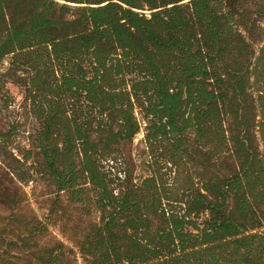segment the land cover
<instances>
[{
    "label": "trees",
    "instance_id": "1",
    "mask_svg": "<svg viewBox=\"0 0 264 264\" xmlns=\"http://www.w3.org/2000/svg\"><path fill=\"white\" fill-rule=\"evenodd\" d=\"M70 208L83 264H264V0H0V264Z\"/></svg>",
    "mask_w": 264,
    "mask_h": 264
},
{
    "label": "rangeland",
    "instance_id": "2",
    "mask_svg": "<svg viewBox=\"0 0 264 264\" xmlns=\"http://www.w3.org/2000/svg\"><path fill=\"white\" fill-rule=\"evenodd\" d=\"M7 86L11 94L16 98V101H20L22 96L19 88L13 84H8ZM142 137L143 133L140 132L133 141V156L135 158H138V153L142 149ZM25 190L28 194L29 207H31V210H33L42 219L43 214L46 213V204L42 203L44 198L47 197L45 195V188L41 184H29L28 186H25ZM58 214H63V216L59 218L51 216L52 220L48 223L47 235L41 242L47 244L53 240L62 241L65 245L74 249L78 264H83L79 253H77V247L75 246L77 240L76 238H79V234L75 235L73 227L75 223H78L81 228H84L87 218L82 216L80 217V214L72 208L67 209L66 213L59 211Z\"/></svg>",
    "mask_w": 264,
    "mask_h": 264
}]
</instances>
